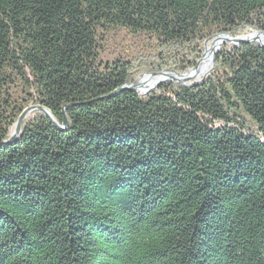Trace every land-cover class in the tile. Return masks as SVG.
<instances>
[{
    "label": "trees",
    "instance_id": "trees-1",
    "mask_svg": "<svg viewBox=\"0 0 264 264\" xmlns=\"http://www.w3.org/2000/svg\"><path fill=\"white\" fill-rule=\"evenodd\" d=\"M248 32L264 0H0V264H264V48L117 93ZM30 107L65 129L6 144Z\"/></svg>",
    "mask_w": 264,
    "mask_h": 264
},
{
    "label": "water",
    "instance_id": "water-1",
    "mask_svg": "<svg viewBox=\"0 0 264 264\" xmlns=\"http://www.w3.org/2000/svg\"><path fill=\"white\" fill-rule=\"evenodd\" d=\"M221 37L223 38V42L221 43V45L216 46L212 49L209 71L212 69V66H213V56L219 52L221 46H225L227 44L232 45V46H238L241 44H257L259 47L264 48V43L261 41V38H264V33H253V34L246 36V37H236V38H230L229 36H226V35H218V36L204 42L203 53H202L201 58H203V56L206 52L207 44L209 42H211L215 39L221 38ZM246 38H248V39H246ZM199 64H200V62H198V64L193 69H191L187 73H185L183 75H179V76L172 75L169 73H161L159 75H147V76L141 77L140 80L144 77H148V78L149 77H159L160 78L156 82V88H152L149 90L147 89V90L143 91L142 93L138 92V90H137V87L140 85L139 84L140 80H138L135 85L129 86L127 88H122L117 93H120L124 90H129V91H134V92L138 93L139 95H147L148 93H151L155 89H157L162 83H165L167 81H174V82L180 83L182 85L198 84L199 82H202L208 76V73H209V71H208L206 74H204L202 76H200L198 73H196V70H197V67ZM191 71H195V74L188 76V74ZM199 77L201 78L200 80L190 82L191 80H194L195 78H199ZM33 112L42 113L50 121L51 125L57 130H64L66 125H67L66 122H64L62 126H59L54 121V119L51 117V115L45 109H43L41 107H30V108L24 110L22 112V114L20 115V117L18 118L17 122L15 123V125L13 126V128L10 131V136H9L6 144L10 145V144L14 143L15 140L21 135V126H22L23 121L26 119V117L29 114H31Z\"/></svg>",
    "mask_w": 264,
    "mask_h": 264
},
{
    "label": "bare ground",
    "instance_id": "bare-ground-1",
    "mask_svg": "<svg viewBox=\"0 0 264 264\" xmlns=\"http://www.w3.org/2000/svg\"><path fill=\"white\" fill-rule=\"evenodd\" d=\"M261 41L264 43V38H261ZM222 42H223V38L221 37V38L214 40L213 42L214 45L212 48H211V45L206 46V52L204 54L202 63L198 65L197 70H196V73H198L200 76L206 74L209 71L212 49L216 46L221 45ZM193 74H195V71H191L188 74V76H191ZM159 79H160L159 77L142 78L139 82L140 85L137 87L138 92L142 93L143 91L153 87Z\"/></svg>",
    "mask_w": 264,
    "mask_h": 264
},
{
    "label": "rangeland",
    "instance_id": "rangeland-1",
    "mask_svg": "<svg viewBox=\"0 0 264 264\" xmlns=\"http://www.w3.org/2000/svg\"><path fill=\"white\" fill-rule=\"evenodd\" d=\"M251 34H253V33L248 32L247 34H245V35H243V36H240V37H246V36H249V35H251ZM230 38H231V37H230ZM126 40H129V39L126 38ZM215 40H216V39H215ZM123 42H124V41H123ZM123 42H122V43H123ZM213 42H214V40L211 41V42H210L209 44H207V45H211V48H212L213 45H214ZM114 43L117 44V45H120V41H117V40H116ZM126 43H128V41H126ZM129 43H130V42H129ZM225 46H229V44H227V45H225ZM202 53H203V52H202ZM201 57H202V55H201ZM203 57H204V56H203ZM201 59L203 60V58H200V60L198 61V62H200V64L202 63V60H201ZM198 62H197V64H198ZM197 64H196V65H197ZM196 65H195V66H196ZM212 67H213V66H212ZM192 69H193V68H192ZM190 70H191V69H190ZM188 71H189V70H188ZM188 71H187V72H188ZM210 71H211V70H210ZM210 71H209V72H210ZM187 72H186V73H187ZM161 73H169V72H165V71H164V72H161ZM161 73H159V74H161ZM159 74H157V75H159ZM169 74L175 75V74H173V73H169ZM184 74H185V73H184ZM147 75H155V74H144V75H141V76H139L138 79L136 80V83H137L138 80H140L141 77H143V76H147ZM181 75H183V74H181ZM176 76H179V75H176ZM200 79H201L200 77H199V78H195L194 80H191L190 82H192V81H198V80H200ZM167 82H174V81H167ZM190 82H189V83H190ZM136 83H135V84H136ZM176 83H177V82H176ZM135 84H134V85H135ZM162 84H163V83H162ZM152 88H156V84H155L153 87L149 88V89H152ZM149 89H148V90H149ZM157 89H158V88H157ZM157 89H155V90H157ZM155 90H154V91H155ZM29 115H30V114H29Z\"/></svg>",
    "mask_w": 264,
    "mask_h": 264
}]
</instances>
